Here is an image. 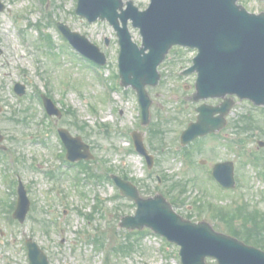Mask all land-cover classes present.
I'll list each match as a JSON object with an SVG mask.
<instances>
[{"label":"rangeland","instance_id":"374dc122","mask_svg":"<svg viewBox=\"0 0 264 264\" xmlns=\"http://www.w3.org/2000/svg\"><path fill=\"white\" fill-rule=\"evenodd\" d=\"M0 2L4 6L0 12V130L16 180L21 178L31 203L25 224L9 219L12 214L5 203L16 196L13 186L4 181L9 171L0 155V264H28L27 239L46 253L50 264H105L108 257L106 264H180L177 246L166 244L148 229L120 227L123 217L135 215L136 206L118 195L114 183L89 176L107 175L109 170L128 177L142 198L163 195L179 205L176 209L185 219L207 222L226 235L235 231L238 237L251 233L253 238H260L259 234L264 238V147L258 146L264 142V108L235 99L225 129L182 152L179 138L196 121L195 109L222 102H192L196 74L183 76L182 72L191 66L194 52L174 48L159 67V85L148 88L152 107L145 126L136 92L120 86L118 39L107 22L89 24L77 16V0ZM239 2L250 12H264V0ZM135 4L145 9L149 2ZM58 22L99 47L107 57L106 67L94 71L89 61L80 59L57 30ZM131 32L139 43L138 31L131 28ZM16 83L26 86L24 97L14 95ZM39 93L50 96L62 111L61 118L45 119ZM60 128L90 146L94 159L87 163L92 173L89 168L84 172L83 167L70 168L53 154L57 150L65 155L57 136ZM133 132L140 134L154 156L151 170L142 156L131 151ZM239 139L244 143L238 144ZM249 150L261 164L248 159ZM225 161L235 165L233 191L220 190L211 176L213 167Z\"/></svg>","mask_w":264,"mask_h":264},{"label":"water","instance_id":"95a60500","mask_svg":"<svg viewBox=\"0 0 264 264\" xmlns=\"http://www.w3.org/2000/svg\"><path fill=\"white\" fill-rule=\"evenodd\" d=\"M237 0H153V8L141 18L134 20L144 37V49H138L132 42L124 19V28L117 23L118 0H80L79 12L94 21L101 16L114 23L122 47L120 67L125 85L132 84L139 92L144 108V118L149 116L150 101L145 85H156L159 80L157 67L174 44L198 47L201 51L195 60L199 72V97L215 96L223 92H238L258 104L264 103V15L255 16L241 11ZM164 5V8L162 7ZM72 42L83 50L98 51L84 37L60 26ZM95 49V50H94ZM150 50L149 54H145ZM144 54V56H143ZM23 92V89H20ZM210 94V95H206ZM50 112L51 102L47 101ZM209 115L200 116V122L186 134L187 141L207 135L217 129L210 128L212 114L218 109L204 107ZM67 134V133H66ZM64 134L70 148L71 139ZM194 134V135H193ZM79 149L89 148L80 139H75ZM139 148L142 149L141 140ZM72 155L71 159H75ZM232 176V171L230 173ZM125 193L139 202L137 217L128 219L124 226L143 228L148 226L180 244L185 264H205L204 259L212 256L220 264H264V253L243 247L242 244L213 233L205 224L195 225L182 222L170 212L169 205L162 199L141 201L134 190L122 186ZM29 211V201L22 193L20 209L16 217L24 221ZM203 234V235H202ZM33 264L46 257L35 244L31 245ZM254 251V256L243 252ZM256 255V256H255Z\"/></svg>","mask_w":264,"mask_h":264}]
</instances>
